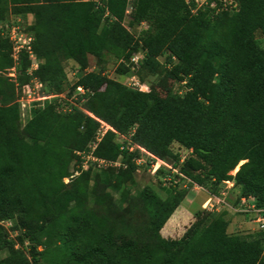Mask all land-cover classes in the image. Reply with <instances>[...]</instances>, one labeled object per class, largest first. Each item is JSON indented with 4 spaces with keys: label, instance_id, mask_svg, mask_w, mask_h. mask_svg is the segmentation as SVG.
Wrapping results in <instances>:
<instances>
[{
    "label": "trees",
    "instance_id": "16d2710c",
    "mask_svg": "<svg viewBox=\"0 0 264 264\" xmlns=\"http://www.w3.org/2000/svg\"><path fill=\"white\" fill-rule=\"evenodd\" d=\"M234 1L232 14L209 6L195 14V0H132L130 25L145 27L135 39L122 25L129 0H0L1 24L8 14L21 20L0 25V251L7 252L0 264H264V231L229 233L226 210L202 208L180 239L161 234L190 195L193 184L181 175L208 197L221 196L224 182L233 181L228 195L239 191L235 206L246 198L264 209V48L254 37L259 31L264 39V0ZM14 25L32 38L36 69L26 49L13 58ZM105 52L121 61V74L136 78L141 66L157 71L158 57L167 54L168 89L161 91L164 82L155 90L127 87L84 72L72 87L85 91L80 106L63 112L61 98H53L21 123L17 86L35 80L61 96L67 81L61 57L84 70L88 56ZM12 68L13 77L4 75ZM174 83L181 96L167 94ZM101 122L111 129L92 155L114 163L130 154L117 170L90 160L83 168ZM115 132L129 142L117 141ZM173 143L190 156L173 155ZM130 146L153 156L148 165L173 159L178 173L171 175L185 187L164 199L148 185L132 193L135 170L147 165L136 163L143 154ZM6 220L12 227L1 224ZM16 229L29 237L26 252L9 238Z\"/></svg>",
    "mask_w": 264,
    "mask_h": 264
},
{
    "label": "rangeland",
    "instance_id": "374dc122",
    "mask_svg": "<svg viewBox=\"0 0 264 264\" xmlns=\"http://www.w3.org/2000/svg\"><path fill=\"white\" fill-rule=\"evenodd\" d=\"M96 2H100V0H94ZM131 12H132V0H129V5L127 8L126 16L122 22V25L128 30L134 38H138L145 30L144 25L140 24H134L130 25V22L132 20L131 17ZM15 21H21L18 16L8 14L5 23H0L4 28H6V22H9L10 24ZM26 24H30V21L27 19ZM14 24V23H13ZM23 25H20V27ZM20 27H17L14 25L10 29V40L14 39L15 41L18 40H24L25 36L30 35L26 33V31H23ZM254 37L257 39L258 45L260 48H264V39L262 38V35L259 31H256L254 33ZM15 43L18 42H12V46L14 48ZM14 51H12L13 54ZM166 56L167 54L160 55L158 57V62L161 64L160 68H158L157 71L151 72L147 67H142L140 68L137 77L136 78L140 84H145L148 86L150 89L155 90L156 86L158 84H161L164 82V90L165 91L168 88V82L166 80V75H165V70L164 67L162 66L163 62L166 61ZM121 61L116 59L113 54L105 52L104 55L101 57H94V56H88L87 59V66L84 70L80 68V66L73 60L71 59H66L64 57H61V65L63 67V70L66 74L67 81L64 83L63 88H62V97L60 96L58 103H60V111H66L70 109L71 107L75 106H80L83 101L82 99L79 98L77 91L75 89H72L73 85L77 82L79 77L84 73V72H89V71H94V72H101L103 75L108 77L109 79H113L119 83L124 84L127 87H132V81L130 80L131 75L130 74H121L119 71V66H120ZM12 75L13 71L10 69L9 71L5 72L4 75ZM12 77V76H11ZM178 84L174 83V85L169 89V92L167 93L168 95H174V96H181L184 91L181 93H178ZM16 96L18 98L19 104H20V113H21V123L25 124L32 113V111L35 108L43 107V104L45 101L52 100L53 98H58V97H50L51 93L48 92L47 86L45 84H42L41 86L39 85L38 81L32 80L30 84L28 85V88H25V86L16 87ZM59 96V95H58ZM1 100H4L5 97L1 96ZM21 101V103H20ZM108 127V126H107ZM109 128V127H108ZM124 135V134H123ZM127 137L128 135H124ZM117 141H124L122 137H117ZM126 142H129L126 141ZM170 149L173 153V155L176 156H181V159L187 158L190 156V151L185 149L184 147L178 145L177 143H173L170 146ZM130 152V151H129ZM85 152L84 156L87 157L88 154ZM137 156V155H136ZM133 157V156H132ZM132 160L130 154H127L124 160H118L120 165L119 166H114L115 169H119L120 166L128 164V162ZM174 162L173 159L169 160V162H165L164 168L162 169V173L160 176L156 175H151L150 174V165L147 166H139L137 170H135L134 173V182H135V187L132 190V193H138L144 186L148 185L152 187L161 198H165L167 194L170 192L172 189H182L185 187L183 179H173V167L172 163ZM98 172V171H94ZM72 173H75V169L72 171ZM76 174V173H75ZM232 183H230L228 186H231ZM197 185V184H196ZM193 186H195L193 184ZM198 187V188H197ZM195 186L193 190H190V195L187 196V202L185 201L184 203H181L179 208L186 206L191 207L194 212L193 216H187V213L181 209L175 214V216H172L171 220L165 224L164 228L161 231L162 236L165 238H170V239H180L185 232L188 230V228L195 222V220L198 217H202L205 213L202 210V204L204 203L208 196H207V190L200 186ZM226 188L225 185H223V189ZM228 188V187H227ZM113 198L114 202L119 204L121 207L123 206L122 202V196L120 195L119 192L115 191L113 193ZM228 206L225 207V209L219 210L223 211L226 210L227 212L230 211L231 214L234 212V210L230 209V207L235 206L237 203H239V191L234 188L231 190V192L228 195ZM246 205H250L249 202L245 203ZM243 204L242 206H246ZM241 206V204L239 205ZM251 206V205H250ZM248 207H244L243 210H247ZM252 209V208H251ZM216 210V211H217ZM249 210V209H248ZM230 219H229V218ZM226 217L228 219L229 223H233V228L227 229L229 233L233 234H239L241 237H250L254 236L257 232V225L255 223H251L253 220L252 213L243 211L240 213H234L233 216L229 215ZM236 217V219H235ZM235 219V220H234ZM14 224L15 221L13 220ZM238 225V226H237ZM241 226V227H240ZM10 228V225L8 227ZM9 238L15 239L16 242L20 245V247H23L25 252L27 251V246L29 245V237L28 235L21 229H16L15 231H10ZM7 255L6 251H0V257H4Z\"/></svg>",
    "mask_w": 264,
    "mask_h": 264
},
{
    "label": "built area",
    "instance_id": "2783aa9c",
    "mask_svg": "<svg viewBox=\"0 0 264 264\" xmlns=\"http://www.w3.org/2000/svg\"><path fill=\"white\" fill-rule=\"evenodd\" d=\"M206 6H209L210 8L214 9L215 13L229 12L232 14L236 11L237 3L234 0H195V7L192 10V12L196 14L199 9L206 7ZM31 40H32V38L29 36H25L24 40L20 39L18 41H15L14 39H12V42H18V43H15V45H14V48H13L14 52H13L12 56L17 61L20 51L22 49H26V51L30 54L31 59L33 60L31 67H30V69L33 70V69L37 68L38 63H37V61H35V59L32 55V51L30 48ZM140 59H141V55L138 54V55H135L132 57L131 62L134 64H137L140 61ZM11 70L13 71V74L9 75V76L13 77L15 75V68H12ZM130 80L132 81L133 87H138V88L142 87V85L139 83V81L136 79L135 76H131ZM39 85L41 86L40 83H39ZM77 91L81 95H83L85 93V91L82 89V87H77ZM50 97H60V95L59 96L58 95H52ZM20 103H21V101H20ZM108 129H111V128L110 127L108 128L107 125H105L103 122H101V128L98 131V133L96 134L95 141L89 146L91 151L89 152V154L86 157V160L84 161V164H83L84 169L88 168L89 160L91 161L92 164H96V167H98V168L108 167V166H119L120 165L119 162L113 163V162L104 161L101 159H97L92 155V152L96 148L97 143L101 140L103 134ZM115 133L117 134V137H122L123 140L128 141V136L125 137L122 134H118L117 132H115ZM119 142L122 143V141H119ZM135 148H138L143 154V156H141V158L136 160V163L139 165H141V164L148 165V160L153 158V156L138 146H130L128 148V150L130 152H132V150ZM149 165H150L151 169H154L155 166L159 165L157 167V169H158L160 166L165 165V163L163 161L155 159V161L153 163H150ZM236 171H237V168L232 172V175H234ZM174 172L178 173L176 170H174ZM181 176L186 179L187 183L194 184L190 179L186 178L183 175H181ZM64 181L66 183L69 182V178H65ZM230 183H232L231 186H228ZM233 184H234L233 181H225L224 185L226 186V188H224L223 192H221V196L210 195L202 204V208L208 209L211 211H216L219 208L225 209V207L229 205L228 202L226 201V198L228 196V191L233 187ZM246 202L250 203V201L248 199L242 198L240 200L241 206H239L240 205L239 204L238 206L230 207V209L234 210V212L246 211V212L252 213L253 220H254V223L257 225V228L264 231V215H263L264 209L256 208L253 203H250L251 206L246 205L245 204ZM243 204H245L246 206H242ZM244 207H248L249 210L248 209L243 210ZM222 209H219V210H222ZM219 210H217L216 212H220ZM1 224L4 225L5 227H8V225H10V227H12V222L10 220L2 221ZM16 247H19V245H16Z\"/></svg>",
    "mask_w": 264,
    "mask_h": 264
},
{
    "label": "crops",
    "instance_id": "0c3cea01",
    "mask_svg": "<svg viewBox=\"0 0 264 264\" xmlns=\"http://www.w3.org/2000/svg\"><path fill=\"white\" fill-rule=\"evenodd\" d=\"M158 166H159V165L155 166L154 169H150V174H151V175H155V174H156L155 171H156V169H157ZM194 185H195L196 187L198 186V185H196V184H194ZM195 186H192V189H191V190H193V189L195 188ZM197 188H198V187H197ZM179 207H180V206H179ZM179 207L177 208V210L175 211V213L173 214V216H175V214H176L180 209H181V211L184 210V211L187 213V216H188V215H189V216H190V215L193 216V212H194V210H193L191 207L186 206V205H185L184 207H182V208H179ZM201 207H202V206H201ZM234 213H236V212H232V214H231V212L228 211L226 217H228L229 215L233 216ZM171 218H172V217H171ZM228 218H229V217H228ZM252 218H253V217H252ZM229 219H230V218H229ZM235 219H236V217H235ZM235 219H234V220H235ZM170 220H171V219H170ZM170 220H169V221H170ZM227 220H228V219H227ZM251 223H254V222L252 221ZM166 224H167V223H166ZM232 225H233V223H232V224L229 223V226H228V227L231 229V228H233ZM237 226H238V225H237ZM240 227H241V226H240ZM163 236H164V235H163ZM165 238H166V237H165Z\"/></svg>",
    "mask_w": 264,
    "mask_h": 264
}]
</instances>
